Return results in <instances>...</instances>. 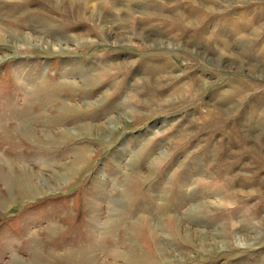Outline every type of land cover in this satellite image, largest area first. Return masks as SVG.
<instances>
[{"label": "rangeland", "instance_id": "rangeland-1", "mask_svg": "<svg viewBox=\"0 0 264 264\" xmlns=\"http://www.w3.org/2000/svg\"><path fill=\"white\" fill-rule=\"evenodd\" d=\"M0 264H264V0H0Z\"/></svg>", "mask_w": 264, "mask_h": 264}, {"label": "bare ground", "instance_id": "bare-ground-1", "mask_svg": "<svg viewBox=\"0 0 264 264\" xmlns=\"http://www.w3.org/2000/svg\"><path fill=\"white\" fill-rule=\"evenodd\" d=\"M70 2H73V0H70ZM122 4H123V3H122ZM93 10H94V9H93ZM93 10H92V11H93ZM88 11H89V10H88ZM94 11H95V10H94ZM90 16H92V17L94 16V15H93V12L90 14ZM90 16H89L88 18H90ZM140 20H141V19H140ZM102 27H103V26H102ZM117 36H118V35H117ZM27 38H28V37H27ZM120 38H122V37H120ZM118 39H119V38H118ZM34 44H35V43H34ZM139 254H140V253H139ZM138 256H139V255H138ZM142 256H143V255H142ZM145 259H146V258H145ZM142 260H143V259H142ZM147 260H148V259H147ZM142 262H143V261H142Z\"/></svg>", "mask_w": 264, "mask_h": 264}]
</instances>
